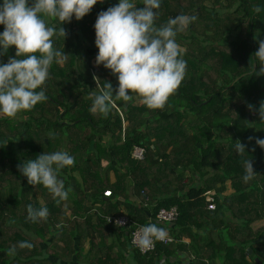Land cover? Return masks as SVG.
Listing matches in <instances>:
<instances>
[{
    "label": "trees",
    "instance_id": "16d2710c",
    "mask_svg": "<svg viewBox=\"0 0 264 264\" xmlns=\"http://www.w3.org/2000/svg\"><path fill=\"white\" fill-rule=\"evenodd\" d=\"M118 3L98 0L83 19L64 23L66 39L52 38L67 59L49 69L47 100L15 117L0 113V264H182L181 255L189 264H264V223L255 225L264 221V149L248 140L264 139V123L247 107L264 100V71L254 56L256 38L264 40V0H161L156 27L180 14L197 17L176 37L187 62L184 80L162 109L130 93L131 101H115L106 116L93 114L90 94L106 82L119 86L96 64L94 28L98 14ZM16 51L12 46L0 62ZM237 140L248 152L238 154ZM136 146L144 158L133 157ZM64 150L75 157L58 174L70 189L67 200L29 184L17 168ZM247 160L256 174L245 182ZM29 204L46 207L47 219L30 221ZM172 207L177 219L158 222L159 211ZM121 216L129 220L124 226L113 220ZM149 223L173 241L156 240L143 253L132 233ZM22 241L33 247L20 248Z\"/></svg>",
    "mask_w": 264,
    "mask_h": 264
},
{
    "label": "clouds",
    "instance_id": "9594fccd",
    "mask_svg": "<svg viewBox=\"0 0 264 264\" xmlns=\"http://www.w3.org/2000/svg\"><path fill=\"white\" fill-rule=\"evenodd\" d=\"M97 3L98 0H32L31 3L29 0H3L0 25L5 28L0 33V56L7 55L12 46L17 51L7 63L0 62V113L15 117L19 112L31 110L47 100L42 86L49 77V69L54 62L63 64L67 59L65 52L54 48L52 38L59 35L66 39L64 23H70L73 16L78 21L83 19ZM143 5L138 7L134 0H119L117 5L97 16L94 25L95 44L99 50L96 64L110 69L117 76L119 86L114 90L113 85L106 82L99 93L90 94L93 97L90 112L93 114L106 116L110 106L115 107V101H131L130 93L137 94L149 109H162L185 78L187 62L182 58L184 49L176 37L197 17L180 14L170 17L165 25L156 27V10L161 7V0H143ZM254 11L259 12L260 8L256 7ZM46 18L58 20L60 27L50 25ZM256 39L259 47L254 56L260 64V71H264V40ZM247 107L264 123V100L258 108L250 103ZM53 136L50 133L49 139ZM248 140H255V144L264 149V139L249 137ZM236 150L243 154L247 145L237 140ZM74 163L75 157L64 150L44 152L35 159L18 164L17 168L28 178L29 184H42L55 198L67 200L70 189L65 190L58 174ZM245 170L243 179L247 182L256 174L252 160L245 161ZM27 211L32 222L47 219L49 215L43 206L37 208L29 204ZM133 236H138L143 250L152 246L153 238L164 240L167 232L149 223L140 227ZM19 247L30 249L33 245L22 241ZM15 253L16 248L13 247L8 254Z\"/></svg>",
    "mask_w": 264,
    "mask_h": 264
},
{
    "label": "built area",
    "instance_id": "2783aa9c",
    "mask_svg": "<svg viewBox=\"0 0 264 264\" xmlns=\"http://www.w3.org/2000/svg\"><path fill=\"white\" fill-rule=\"evenodd\" d=\"M144 155H145V149L141 146H136L133 150V157L136 158V159H142L144 158ZM213 191H207L205 193V196H206V200L208 202V208L209 209H215L216 207V203L214 201V197H213ZM105 194L107 196H109L111 194V191L110 190H107L105 191ZM178 217V211L175 207H172V208H162L158 215H157V221L160 222V223H163V224H166V223H173ZM111 218H109L110 220ZM118 219L119 221H123V226L126 225L129 220L127 217L125 216H121V217H116L114 218V222L118 225H122L118 222ZM141 226L137 227L133 233H132V243L143 253H146V252H149L153 249H155L156 247V240L155 238H153V244L150 248H146V249H143L141 248V246L139 245V239H138V236L134 238L133 234L134 233H138V230L140 229ZM168 235L166 236V238L164 240H162L163 242H171L173 241V237L167 233ZM134 239H135V242H134Z\"/></svg>",
    "mask_w": 264,
    "mask_h": 264
},
{
    "label": "crops",
    "instance_id": "0c3cea01",
    "mask_svg": "<svg viewBox=\"0 0 264 264\" xmlns=\"http://www.w3.org/2000/svg\"><path fill=\"white\" fill-rule=\"evenodd\" d=\"M180 256V255H179ZM177 258L176 257H172L171 258V261H174L176 260ZM189 260V257L185 256V255H181V263L182 264H189L190 262L188 261Z\"/></svg>",
    "mask_w": 264,
    "mask_h": 264
},
{
    "label": "rangeland",
    "instance_id": "374dc122",
    "mask_svg": "<svg viewBox=\"0 0 264 264\" xmlns=\"http://www.w3.org/2000/svg\"><path fill=\"white\" fill-rule=\"evenodd\" d=\"M113 177V176H112ZM229 187V186H228ZM232 189L229 187V189H228V192H230ZM106 195V194H105ZM118 221H119V219H118ZM264 223V221H259V222H257L255 225L256 226H259V225H262ZM167 233H168V231H166ZM168 235V234H167Z\"/></svg>",
    "mask_w": 264,
    "mask_h": 264
},
{
    "label": "water",
    "instance_id": "95a60500",
    "mask_svg": "<svg viewBox=\"0 0 264 264\" xmlns=\"http://www.w3.org/2000/svg\"><path fill=\"white\" fill-rule=\"evenodd\" d=\"M254 67H256V63L254 64ZM254 71V70H253ZM237 80H239V78H237L234 82H236ZM127 234H128V232H127Z\"/></svg>",
    "mask_w": 264,
    "mask_h": 264
}]
</instances>
